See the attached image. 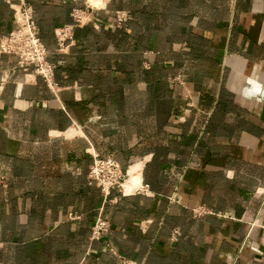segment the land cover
<instances>
[{"label":"crops","instance_id":"0c3cea01","mask_svg":"<svg viewBox=\"0 0 264 264\" xmlns=\"http://www.w3.org/2000/svg\"><path fill=\"white\" fill-rule=\"evenodd\" d=\"M23 1L54 87L0 53V264H264V0H104L62 49L83 1ZM93 151L146 187L103 198Z\"/></svg>","mask_w":264,"mask_h":264},{"label":"built area","instance_id":"2783aa9c","mask_svg":"<svg viewBox=\"0 0 264 264\" xmlns=\"http://www.w3.org/2000/svg\"><path fill=\"white\" fill-rule=\"evenodd\" d=\"M81 6H73L70 9L71 21L54 28L56 46L62 49L67 45V41L72 37L74 26L90 20L91 13L104 6V0L98 5H92L87 0H82ZM13 27L0 37V53L13 55L17 63L23 68L30 67L43 82L49 87H54L53 63L46 58V48L40 40L35 23L32 18L31 6L23 0H18L13 7L12 13ZM128 18L126 9L116 8L112 13L111 23L115 27H121L122 23ZM167 80L181 82L180 73L168 76ZM86 176L89 181H93L99 188L103 198L107 199L110 188H114L120 194L128 192H138L146 187L145 183L133 185L129 191L123 189V182L128 174L123 170L118 162L110 155H99L91 152V161L88 165ZM203 205L192 207L194 214L206 212ZM68 218H78L79 215L74 211L67 212ZM109 228L108 220L101 213V205L98 206L96 213L89 226V239H97L104 235Z\"/></svg>","mask_w":264,"mask_h":264},{"label":"bare ground","instance_id":"6f19581e","mask_svg":"<svg viewBox=\"0 0 264 264\" xmlns=\"http://www.w3.org/2000/svg\"><path fill=\"white\" fill-rule=\"evenodd\" d=\"M90 4H92V5H98V4H100L101 2H102V0H87ZM263 91V90H262ZM264 92V91H263ZM257 93V92H256ZM261 94H262V92H261ZM263 96H264V94H263ZM137 177V176H136ZM134 179H136L135 177H133ZM138 178V177H137ZM127 180H128V177H127V179L123 182V189L125 190V191H129L128 189H127ZM139 180V179H138Z\"/></svg>","mask_w":264,"mask_h":264},{"label":"rangeland","instance_id":"374dc122","mask_svg":"<svg viewBox=\"0 0 264 264\" xmlns=\"http://www.w3.org/2000/svg\"><path fill=\"white\" fill-rule=\"evenodd\" d=\"M170 76H172V75H170ZM180 80H181V82H177V81H171V82H176L177 84H181L182 86L184 85V80H183V77H182V75H181V73H180Z\"/></svg>","mask_w":264,"mask_h":264}]
</instances>
